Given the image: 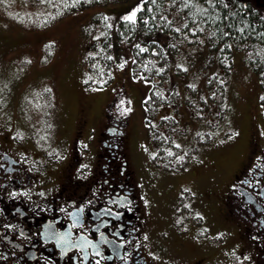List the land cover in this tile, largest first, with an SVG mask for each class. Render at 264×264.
<instances>
[{"label":"rangeland","instance_id":"374dc122","mask_svg":"<svg viewBox=\"0 0 264 264\" xmlns=\"http://www.w3.org/2000/svg\"><path fill=\"white\" fill-rule=\"evenodd\" d=\"M138 1L97 4L40 27L36 24L48 0H0V123L11 117L18 127L17 143L31 140L47 152L55 125L74 128L91 122L89 159L94 161L104 108L110 101L124 100L130 119L129 151L146 176L142 180L152 194L148 197L156 198L153 211L159 229L172 221L173 230L183 231L186 254L199 245L202 255L214 256L207 261L231 264L238 250L228 234L236 227L220 221L221 194L249 161L251 147L262 144L264 149V84L244 61L243 51L234 53L227 75L217 52L203 40L183 44L169 55L172 68L167 78L145 80L142 66L135 70L133 64L137 39L121 41L116 31L119 20L131 16ZM96 14L108 18L109 31L100 23L87 41L84 29ZM107 31L113 59L109 82L90 77L82 58L89 43L99 45ZM173 85L175 94L169 91ZM152 86L156 102L149 100ZM172 96L170 103L164 102ZM155 151L160 156L152 158ZM165 231L170 236V230ZM157 236L161 240L165 234Z\"/></svg>","mask_w":264,"mask_h":264},{"label":"flooded vegetation","instance_id":"af4514ba","mask_svg":"<svg viewBox=\"0 0 264 264\" xmlns=\"http://www.w3.org/2000/svg\"><path fill=\"white\" fill-rule=\"evenodd\" d=\"M124 104L104 108L94 161L91 122L54 132L47 152L17 143L12 121L1 125L0 264H228L195 248L186 254L184 241L158 240L160 221L129 151ZM248 158L221 208L225 225L236 227L231 264H264L262 144Z\"/></svg>","mask_w":264,"mask_h":264},{"label":"trees","instance_id":"16d2710c","mask_svg":"<svg viewBox=\"0 0 264 264\" xmlns=\"http://www.w3.org/2000/svg\"><path fill=\"white\" fill-rule=\"evenodd\" d=\"M115 1L120 0H48L49 5L42 7L43 19L36 25L45 27L79 10ZM133 12L135 22L122 18L116 31L121 41L137 39L132 46L133 64L135 70L138 64L142 66L141 76L145 80L167 78V71L172 68L169 55L183 44L196 45L203 40L211 52H217L227 75L231 72L232 56L236 51H243L244 61L264 84V0H139L131 8V14ZM107 19L101 14L92 17L93 23L84 29L89 41L90 31L97 25L101 23L108 28ZM108 31L99 45L90 42L89 52L82 56L89 73L106 82L111 80L113 64ZM163 39L168 41L163 42ZM157 66L166 71L158 73ZM175 86L172 90L169 88L171 93L175 94ZM151 90L149 100L156 102V90L153 86ZM173 98L164 102L170 103Z\"/></svg>","mask_w":264,"mask_h":264},{"label":"snow or ice","instance_id":"6c2138e0","mask_svg":"<svg viewBox=\"0 0 264 264\" xmlns=\"http://www.w3.org/2000/svg\"><path fill=\"white\" fill-rule=\"evenodd\" d=\"M135 15L136 13L133 12L131 16L127 17L128 20L135 22ZM143 51V49H141Z\"/></svg>","mask_w":264,"mask_h":264},{"label":"crops","instance_id":"0c3cea01","mask_svg":"<svg viewBox=\"0 0 264 264\" xmlns=\"http://www.w3.org/2000/svg\"><path fill=\"white\" fill-rule=\"evenodd\" d=\"M4 123V121H2V123L0 125H2ZM3 129L8 131L7 127L6 126H3Z\"/></svg>","mask_w":264,"mask_h":264}]
</instances>
